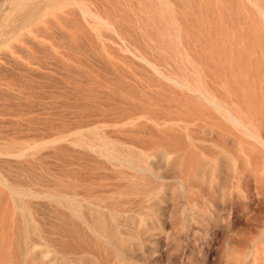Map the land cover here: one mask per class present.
Returning a JSON list of instances; mask_svg holds the SVG:
<instances>
[{"label": "rangeland", "instance_id": "rangeland-1", "mask_svg": "<svg viewBox=\"0 0 264 264\" xmlns=\"http://www.w3.org/2000/svg\"><path fill=\"white\" fill-rule=\"evenodd\" d=\"M128 4L144 42L68 51L111 55L108 65H27L31 54L52 55L23 42L51 31V16L30 24L20 9L0 18L1 148L26 152L0 157L23 215L3 227L0 205V264H264V0H118L99 15L112 23ZM163 76L203 88L229 119ZM119 100L142 118L128 133L93 110ZM8 191L0 186L6 201ZM74 193L103 209L46 198Z\"/></svg>", "mask_w": 264, "mask_h": 264}, {"label": "bare ground", "instance_id": "bare-ground-1", "mask_svg": "<svg viewBox=\"0 0 264 264\" xmlns=\"http://www.w3.org/2000/svg\"><path fill=\"white\" fill-rule=\"evenodd\" d=\"M86 0H0V18L2 19V22L7 20V17H9L12 13H16L18 10L20 11V9H24L27 10L26 15L28 18V21L30 24H36L37 22L40 23L39 21H41L43 19V17H45V13L48 12V14L51 16L50 19H45L43 21V23L47 24V23H51L52 26H54L53 29H51V31L49 32H45L43 34H40L39 31L34 30L33 32L36 34V38H33L32 35L31 37L33 39H27L25 40L24 37H20L23 38V42L26 43L28 46H30L31 48H39L37 50H44L45 52H51L52 55L50 57H48L47 55H45L46 58H37L36 56H38L36 54L33 55L31 54L29 57H27L26 59V64L27 65H34V64H43L45 65V63H52L53 65L55 64H60V65H67L69 62H73L75 63V65L78 66H92V65H96L97 62L99 63H107V61H109L110 59L113 60L114 57L111 55L108 56H102V57H98V59H96L97 57H89V56H80V57H73L70 56L68 54V51L70 50H75L78 49V51L80 50H84L87 47H100L102 49H107V51H109V48L111 47V45L114 42H117L118 44H120L121 46H123L125 49H129V47L131 45H133L134 41V36L136 37L138 42H144L146 40V33L144 31H142L141 29L137 28V27H132L131 24L132 22V18H139V17H135V15L133 16L131 14L132 12V7L128 4L126 5V8L122 9L119 11V13L117 15H115V18H112L113 22L109 23V21H104L102 20V17L99 15L100 11H98V8H102L103 11H106L107 9L109 10L110 8L112 9L113 7H115L118 4V0H100V4L98 6V4L95 3L93 5L96 6V9H90L89 5L85 3ZM87 1H92V0H87ZM6 9H9V13L6 15L3 14L4 11ZM22 11V10H21ZM140 14V13H139ZM9 15V16H8ZM137 16V15H136ZM54 24V25H53ZM99 25H103L106 29V31H101L99 30ZM24 26V25H22ZM27 26V25H26ZM48 26V25H46ZM37 27V26H36ZM22 28V27H21ZM20 28V29H21ZM23 29V28H22ZM25 29V28H24ZM28 31V30H27ZM44 31V30H42ZM48 31V30H47ZM30 32V31H29ZM39 33V34H38ZM8 33H6L5 35H7ZM16 34V33H15ZM20 34H17V36ZM31 35V34H30ZM29 35V36H30ZM2 36V32L0 31V37ZM9 37V36H8ZM16 38V37H15ZM19 42L20 39H18ZM6 40H1L0 39V47L3 46L5 44ZM17 43V42H16ZM15 43V44H16ZM14 45V44H13ZM11 46V45H10ZM15 46H13L14 49ZM27 48V47H26ZM28 50V49H27ZM31 50V49H30ZM38 52V51H37ZM47 52V53H48ZM75 52V51H74ZM34 53V52H33ZM43 53V51L41 52ZM46 53V54H47ZM1 54V53H0ZM29 55V54H28ZM27 56V54H26ZM43 56V55H40ZM111 56V57H110ZM12 60H10L11 62ZM9 62V61H8ZM15 62V61H12ZM111 62V61H110ZM18 63V60H17ZM52 64H49L48 66H51ZM109 63H107L108 65ZM68 66H70L68 64ZM111 66V65H110ZM157 73V72H156ZM164 77V76H163ZM165 78V77H164ZM165 79H167V81L171 82V84L175 85V86H179L181 88H186L187 90H189L191 93H194L195 95H197V98H200L201 101L203 102V104L205 106H208L211 109H214L216 111H223L225 114V118L229 119V116L227 115V113L225 112V109H223L220 105H218L217 103H215L211 97H209L203 90V88H191L188 86V84H183L180 83L176 80H171L168 77H166ZM190 93V94H191ZM182 96V95H181ZM121 100H119L120 102ZM122 104L121 106H115L114 108H102L99 105H96V109L93 108V110H98V112L103 116V118L105 117L106 119H109L108 122L111 123V127L113 128H118L121 131H127V133L129 132V130H125L127 127H131L133 126L136 121L141 120L142 118H134L133 117V111L135 110L134 108H136L134 105V107L132 106V104H129L127 102H125V100L121 101ZM131 103V102H130ZM107 105V104H106ZM126 106V107H122V106ZM95 105H93L94 107ZM91 107V106H90ZM89 107V108H90ZM1 108V107H0ZM140 108V106H139ZM137 109V108H136ZM211 109L209 110L211 112ZM91 110V109H90ZM91 112V111H90ZM93 112V111H92ZM202 112V111H201ZM208 112V111H207ZM198 113V112H197ZM220 113V112H219ZM91 114V113H90ZM95 114V113H93ZM90 115V116H94L95 115ZM98 114V113H97ZM136 114L138 115V113L136 112ZM140 114V113H139ZM143 114V113H142ZM202 115L204 113H201ZM210 118H212L211 114L207 113ZM215 114V113H214ZM201 115V116H202ZM2 113L0 110V157L2 156H7V157H12L14 159H17L18 157H22L23 155L26 154V152H14V151H10V152H5V150L3 151L1 148V144L4 140V136H3V132L1 130L2 127ZM136 116V115H135ZM216 115H214L215 117ZM221 116V115H220ZM82 117V116H80ZM89 117V116H88ZM137 117V116H136ZM204 117V115H203ZM213 117V118H214ZM218 117V115H217ZM93 118V117H92ZM104 118V119H105ZM207 118V117H206ZM209 118V119H210ZM84 119V118H83ZM82 119V120H83ZM222 119H224L222 117ZM198 120V119H197ZM204 120H208V119H204ZM211 120V119H210ZM84 121V120H83ZM101 121V120H100ZM107 122V120H105ZM172 121V120H171ZM228 121V120H227ZM107 122V123H108ZM212 122V121H210ZM174 125V124H173ZM176 125V124H175ZM211 129V128H210ZM75 133H72L71 136H74ZM70 137V136H69ZM68 138V137H67ZM67 140V139H66ZM4 147V146H3ZM86 151V150H85ZM91 152V151H90ZM98 154V153H97ZM100 155V154H99ZM97 156V155H96ZM158 156V155H157ZM99 157V156H98ZM102 156L100 155V158ZM159 157V156H158ZM164 157V156H163ZM17 160H20V159ZM104 158V157H103ZM7 159V158H6ZM104 160L106 161V159L104 158ZM75 161V160H74ZM118 161V160H115ZM110 162V159H109ZM19 163V162H18ZM107 163V162H106ZM114 163V162H113ZM117 163V162H115ZM120 163V162H119ZM112 164V163H111ZM127 164V163H126ZM66 165V164H65ZM124 165V163H123ZM130 165V164H129ZM104 166V165H103ZM126 166V165H125ZM71 168V167H70ZM101 168V167H100ZM108 168V167H107ZM141 169L144 170V168L146 169V167L142 168V166L140 167ZM106 169V168H105ZM68 170V169H67ZM133 170V169H132ZM139 170V169H138ZM137 170V171H138ZM3 171V170H2ZM135 171V169L133 170ZM116 172V171H115ZM141 172V171H140ZM139 172V173H140ZM5 173V172H4ZM75 173V172H74ZM105 173V172H103ZM107 173V172H106ZM112 173V172H111ZM117 173V172H116ZM60 174V173H59ZM102 174V173H101ZM122 174V173H121ZM142 174V172L140 173ZM68 176V175H67ZM110 176V175H109ZM54 177V176H53ZM72 177V176H71ZM105 178V177H104ZM77 179V178H76ZM95 179V178H94ZM17 180V179H16ZM109 180V179H108ZM15 181V180H14ZM101 181V180H100ZM99 181V182H100ZM105 181V180H104ZM83 182V181H82ZM57 183V182H56ZM73 183V182H72ZM58 184V183H57ZM84 184V182H83ZM105 184V183H104ZM103 184V185H104ZM107 184V183H106ZM6 186L8 188V192H9V199L10 202H12V204L8 203L6 201L5 197H0V205L2 204V202H4L5 204H2L3 206V218H4V226L3 227H15L17 225H21V215L20 213L18 214V212L16 213V211H14L15 208L18 207V201H20V199L22 200V197L19 196L20 190H17L16 188H13L9 185H7V183L5 182V179L3 177V175L0 174V186ZM71 185V184H70ZM72 186V185H71ZM116 187V186H115ZM3 188V187H2ZM64 188V187H63ZM5 189V188H4ZM102 189V188H101ZM106 189V188H105ZM116 189V188H115ZM104 190V188L102 189ZM28 191V190H27ZM83 191V190H82ZM86 191V190H85ZM90 191V190H88ZM6 192V193H8ZM94 192V191H93ZM84 193V192H82ZM95 193V192H94ZM104 193V192H103ZM23 194H25V197L27 199H35V198H45V196H41V194H39L38 192H27L25 193L23 191ZM87 194V192L85 193ZM65 195V194H64ZM6 196V195H5ZM83 196H87V195H83ZM46 198L51 199V200H55L58 201L59 203L62 202L63 204H66L67 206L71 207V206H75L78 208H81L83 205V202H85L82 199H79L76 196V193L72 194L70 197H63V195H58V194H51L48 195ZM102 198V197H101ZM92 199V198H91ZM105 200V199H104ZM29 201V200H28ZM97 203V202H96ZM93 202H85L84 205H86V208H89L91 211L94 212H98V209L101 208V205L96 204ZM54 206V207H53ZM52 207L55 209V205H53ZM60 206H62L60 204ZM65 207V206H64ZM52 208V209H53ZM83 208V207H82ZM58 210V213L61 214L60 208H56V210ZM67 209V208H65ZM71 209V208H70ZM18 210V208H17ZM63 210V209H62ZM69 210V209H68ZM76 210V209H75ZM85 210V209H84ZM83 210V211H84ZM51 211V208H50ZM54 210H52L51 212H53ZM67 211V210H66ZM65 210L63 211V213H67ZM82 211V213H83ZM55 212V211H54ZM53 212V213H54ZM107 212H109L107 210ZM113 212V211H112ZM52 213V214H53ZM56 212V214H58ZM64 213V217L65 214ZM78 213V212H77ZM85 213V212H84ZM55 214V215H56ZM119 214V213H118ZM117 214V215H118ZM20 215V216H19ZM54 215V214H53ZM69 215V214H68ZM67 215V216H68ZM83 215V214H82ZM87 215V214H86ZM99 215V214H98ZM102 215V214H101ZM121 215V214H120ZM23 216V215H22ZM52 216V215H51ZM60 216H63L60 215ZM66 216V217H67ZM77 216V215H76ZM80 216V215H79ZM84 216V215H83ZM100 216V215H99ZM111 216V215H110ZM116 217V215H114ZM123 216V215H122ZM53 217V216H52ZM59 217V216H58ZM70 217V216H69ZM78 217V216H77ZM109 217V216H108ZM57 218V215H56ZM55 217H53V219L57 220L60 222V220H58V218L56 219ZM63 218V217H61ZM85 218V217H84ZM91 218V217H90ZM106 218V217H105ZM67 219V218H66ZM72 219V218H71ZM70 219V220H71ZM95 219V218H93ZM65 220V219H64ZM69 220V221H70ZM76 219L71 220V224L72 221H74ZM68 221V220H67ZM61 222H64L63 220ZM69 223V222H68ZM54 224V223H53ZM73 223V227H74ZM78 224V223H77ZM114 224V223H113ZM57 225V224H56ZM67 225V224H65ZM64 226V225H63ZM59 227V225H58ZM69 227V225H68ZM68 227H65L66 229H68ZM72 227V228H73ZM117 227V226H116ZM22 228V226H21ZM65 228H63V230H66ZM77 228V227H76ZM81 228V226H80ZM119 228V227H117ZM78 229V228H77ZM62 230V231H63ZM70 230V229H68ZM68 230L64 231L65 235L67 236V234L69 232H67ZM74 230L75 227H74ZM71 231V230H70ZM83 231V230H82ZM14 232V231H13ZM77 232V230L74 232V234ZM63 233V232H62ZM61 233V234H62ZM64 235V233H63ZM62 235V236H63ZM79 235V234H78ZM121 235V234H120ZM125 235V234H124ZM29 236H32L31 234ZM28 236V237H29ZM76 236V235H74ZM61 237V236H60ZM77 237V236H76ZM128 237V236H127ZM79 238V237H78ZM32 239H34V237H32ZM77 239V238H76ZM22 240V239H21ZM29 240V239H28ZM35 240V239H34ZM125 240V239H124ZM30 241L32 242V240L30 239ZM29 241V242H30ZM126 241V240H125ZM80 242V241H79ZM28 244V243H27ZM30 244V243H29ZM31 245V244H30ZM30 245L26 246V255H28L31 251V247ZM115 250V249H114ZM116 251V250H115ZM123 251V250H122ZM23 252V251H22ZM119 252V251H118ZM24 253V255H25ZM31 254V253H30ZM119 256V254H118ZM24 257V256H23ZM64 259V258H63ZM121 259V258H120ZM123 259V258H122ZM25 260V259H24ZM25 264V263H24ZM67 264V263H66Z\"/></svg>", "mask_w": 264, "mask_h": 264}]
</instances>
